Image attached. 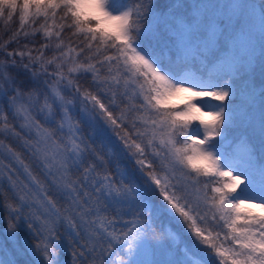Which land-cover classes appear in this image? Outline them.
Returning <instances> with one entry per match:
<instances>
[{"label":"snow or ice","instance_id":"snow-or-ice-1","mask_svg":"<svg viewBox=\"0 0 264 264\" xmlns=\"http://www.w3.org/2000/svg\"><path fill=\"white\" fill-rule=\"evenodd\" d=\"M0 18V264H264V0Z\"/></svg>","mask_w":264,"mask_h":264},{"label":"trees","instance_id":"trees-1","mask_svg":"<svg viewBox=\"0 0 264 264\" xmlns=\"http://www.w3.org/2000/svg\"><path fill=\"white\" fill-rule=\"evenodd\" d=\"M17 26L18 20L15 18L11 22H6V18H0V41L7 39Z\"/></svg>","mask_w":264,"mask_h":264},{"label":"rangeland","instance_id":"rangeland-1","mask_svg":"<svg viewBox=\"0 0 264 264\" xmlns=\"http://www.w3.org/2000/svg\"><path fill=\"white\" fill-rule=\"evenodd\" d=\"M175 103H177V104L182 103V99H178L177 101H175Z\"/></svg>","mask_w":264,"mask_h":264}]
</instances>
